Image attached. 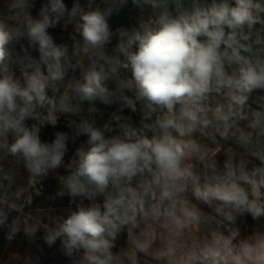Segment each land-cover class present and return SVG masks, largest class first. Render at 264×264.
Instances as JSON below:
<instances>
[{"label":"clouds","instance_id":"clouds-1","mask_svg":"<svg viewBox=\"0 0 264 264\" xmlns=\"http://www.w3.org/2000/svg\"><path fill=\"white\" fill-rule=\"evenodd\" d=\"M0 237V264H264V0H0Z\"/></svg>","mask_w":264,"mask_h":264},{"label":"trees","instance_id":"trees-1","mask_svg":"<svg viewBox=\"0 0 264 264\" xmlns=\"http://www.w3.org/2000/svg\"><path fill=\"white\" fill-rule=\"evenodd\" d=\"M129 9H125L124 13H122L119 17L115 18L114 24H126L129 22ZM63 127V125H61ZM45 136H50L51 131L46 130L44 133ZM51 191V189H49ZM3 239L0 237V249L3 247ZM15 247V245H13ZM44 264H62V257L58 256L54 250H47V255L44 257Z\"/></svg>","mask_w":264,"mask_h":264}]
</instances>
